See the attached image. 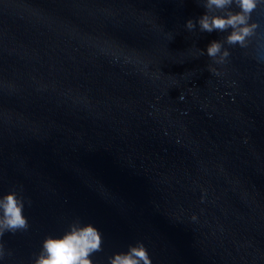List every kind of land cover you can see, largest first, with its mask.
<instances>
[{
    "label": "water",
    "instance_id": "95a60500",
    "mask_svg": "<svg viewBox=\"0 0 264 264\" xmlns=\"http://www.w3.org/2000/svg\"><path fill=\"white\" fill-rule=\"evenodd\" d=\"M204 14L0 0V197L31 201L0 264H34L77 218L103 234L94 264L137 242L152 264H264V7L223 64L207 47L231 29H186Z\"/></svg>",
    "mask_w": 264,
    "mask_h": 264
},
{
    "label": "clouds",
    "instance_id": "9594fccd",
    "mask_svg": "<svg viewBox=\"0 0 264 264\" xmlns=\"http://www.w3.org/2000/svg\"><path fill=\"white\" fill-rule=\"evenodd\" d=\"M198 3L204 7L205 14L197 21L188 20V31H195L197 24L200 32H228L231 29L226 38L208 45L207 56L214 63L223 64L230 57L225 44L246 48L257 35L260 25L253 22L252 16L264 7V0H198ZM233 6L239 11H234ZM204 54L200 50V55ZM26 203L31 206V201L16 190L0 197V259L5 255L2 243L4 235L27 232L30 228L29 220L24 215ZM103 243V234L97 227L91 223L84 224L77 218L62 237L49 235L43 240L34 264H94L91 257L103 251ZM108 264H152V259L145 244L137 242L135 246L130 245L127 252L110 256Z\"/></svg>",
    "mask_w": 264,
    "mask_h": 264
}]
</instances>
